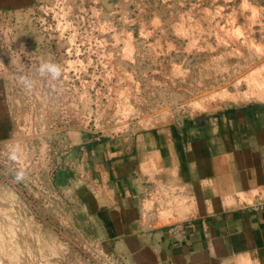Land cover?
Wrapping results in <instances>:
<instances>
[{
	"label": "rangeland",
	"instance_id": "1",
	"mask_svg": "<svg viewBox=\"0 0 264 264\" xmlns=\"http://www.w3.org/2000/svg\"><path fill=\"white\" fill-rule=\"evenodd\" d=\"M90 1V36L108 44L72 62L76 73L55 79V92H18L2 79L16 129L0 142V264H133L127 248L101 242L99 223L67 185L70 169L83 176L85 140L194 116L195 101L211 92L231 98L204 113L264 102L260 93L243 100L244 78L264 66V0Z\"/></svg>",
	"mask_w": 264,
	"mask_h": 264
},
{
	"label": "crops",
	"instance_id": "2",
	"mask_svg": "<svg viewBox=\"0 0 264 264\" xmlns=\"http://www.w3.org/2000/svg\"><path fill=\"white\" fill-rule=\"evenodd\" d=\"M36 1L0 0V11ZM11 90L0 79V142L16 129ZM78 160L83 176L70 169L67 185L133 264H264V102L85 140Z\"/></svg>",
	"mask_w": 264,
	"mask_h": 264
},
{
	"label": "built area",
	"instance_id": "3",
	"mask_svg": "<svg viewBox=\"0 0 264 264\" xmlns=\"http://www.w3.org/2000/svg\"><path fill=\"white\" fill-rule=\"evenodd\" d=\"M93 7L90 0H38L16 11H0V79L11 80L18 92H55V80L40 73L42 64H57L62 76L73 75L72 62L91 60L92 44H108L103 36H90ZM99 51L106 54L104 48Z\"/></svg>",
	"mask_w": 264,
	"mask_h": 264
},
{
	"label": "bare ground",
	"instance_id": "4",
	"mask_svg": "<svg viewBox=\"0 0 264 264\" xmlns=\"http://www.w3.org/2000/svg\"><path fill=\"white\" fill-rule=\"evenodd\" d=\"M261 70L263 71L262 73H259V72H261ZM249 74H251V73H249ZM158 76V75H157ZM158 78V77H157ZM245 79V81H246V91H243V92H245V94H244V101L245 102H247V101H251L253 98L252 97H254L255 99H257V101H258V98L259 97H261V95L260 94H263L264 95V66L262 67V68H260V70L259 69H257V71H256V69H255V71H253L252 72V74L251 75H249V77H247V78H244ZM238 82V81H237ZM242 82H243V80H242ZM237 84V83H236ZM236 84H234V85H236ZM237 85H239V83L237 84ZM244 85H245V83H244ZM237 87V86H236ZM235 87V88H236ZM126 89V88H125ZM223 90V89H222ZM221 90V91H222ZM235 91V90H234ZM237 91V90H236ZM240 91V90H239ZM243 92L242 93H240L239 95H241V94H243ZM255 93H260V94H257V96H259V97H256V96H253V95H256ZM229 93H227V91L226 90H224V91H222V92H220V93H218L217 92V94H212V92H211V95H209L208 94V96H205L203 99H201L200 101H195V103L193 104L194 106L192 107V109H193V111L194 112H196V113H201V112H204V111H206V110H210V109H212L211 108V105H213V102L214 101H222V100H228V98L231 96H229L228 95ZM233 94H235V93H233ZM237 94V93H236ZM235 94V96L234 95H232L233 97H238V95H236ZM241 96H239V98H240ZM231 98V97H230ZM233 99V98H232ZM232 99H231V101H232ZM237 99V98H236ZM262 99V98H261ZM264 99V98H263ZM235 100V99H234ZM240 101V100H239ZM259 101H261V100H259ZM223 102V101H222ZM262 102V101H261ZM127 103V102H126ZM244 103V102H243ZM218 104V103H217ZM216 105V104H215ZM219 105V104H218ZM131 106V105H130ZM191 106H192V104H191ZM217 106V105H216ZM134 111V110H133ZM149 121V120H148Z\"/></svg>",
	"mask_w": 264,
	"mask_h": 264
},
{
	"label": "clouds",
	"instance_id": "5",
	"mask_svg": "<svg viewBox=\"0 0 264 264\" xmlns=\"http://www.w3.org/2000/svg\"><path fill=\"white\" fill-rule=\"evenodd\" d=\"M40 73L41 75L50 74L51 78L55 80L61 77L62 69L57 64L44 63L40 67ZM22 81L25 83L27 87L31 88L32 84L30 81H28L26 78H22Z\"/></svg>",
	"mask_w": 264,
	"mask_h": 264
}]
</instances>
